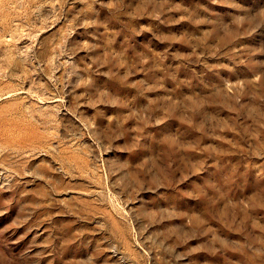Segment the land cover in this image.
<instances>
[{"label":"rangeland","instance_id":"rangeland-1","mask_svg":"<svg viewBox=\"0 0 264 264\" xmlns=\"http://www.w3.org/2000/svg\"><path fill=\"white\" fill-rule=\"evenodd\" d=\"M0 264H264V0H0Z\"/></svg>","mask_w":264,"mask_h":264}]
</instances>
